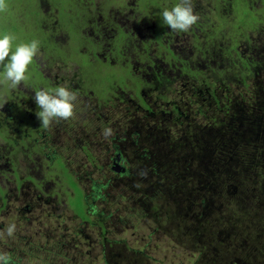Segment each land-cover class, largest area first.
<instances>
[{
    "label": "rangeland",
    "instance_id": "obj_1",
    "mask_svg": "<svg viewBox=\"0 0 264 264\" xmlns=\"http://www.w3.org/2000/svg\"><path fill=\"white\" fill-rule=\"evenodd\" d=\"M70 1L71 7L80 2ZM115 1L118 6L125 2ZM198 1L215 9L208 0ZM235 1L243 26L259 21L247 17L245 0ZM18 2L24 21L28 20L26 11L34 19L44 14L41 0L33 5H27L28 0ZM44 11L58 13L59 9L46 1ZM129 17L123 13L119 22L141 36L155 22L151 19L140 25L129 22ZM85 30L93 35L96 28ZM107 33L113 38V32ZM55 38L66 50L69 31ZM257 38L264 40V28ZM152 50L156 51V45ZM127 52L120 57L122 66L136 62L135 49ZM45 57L40 47L39 67L50 83L34 65L29 74L46 87L22 82L7 89L0 84V253H11L15 264H264V144L257 140L259 148L254 149L238 141L256 139L260 132L261 124L254 126L253 133L250 122L262 117L256 107L264 102V73L245 89L233 86L227 93L230 105L221 111L212 108L214 97L205 107L197 105L209 96L208 92L199 95V83L176 82V92L166 99L176 101L184 115L171 109L163 114L166 105L157 94L146 96L152 111L139 104L133 81L130 87L126 83L127 74L97 91L77 77L78 68L73 74L72 63L61 58L50 62ZM124 67L130 70V64ZM140 71L138 67L136 72ZM60 85L77 93L74 115L44 128L36 115L35 90ZM3 87L7 90L1 91ZM15 98L29 111L30 127L40 130L36 134V144L42 149L39 161L32 162L34 152L22 147L31 145L35 137L17 145L11 141L28 129L24 121L13 120L10 102ZM56 129L65 130L56 134ZM105 129L110 134L105 135ZM70 134L94 150L108 144L109 153L96 155L104 163L102 170L88 163L79 147L68 141ZM261 136L264 139L263 131ZM115 151L121 154L127 175L110 169ZM62 162L88 196V220L67 208V195L73 194L74 187L70 179L65 183L64 171L55 167ZM172 182L195 189L186 193L190 204L180 201L184 197L179 194L181 186L170 187ZM77 197V193L70 197L71 206ZM256 210L260 211L253 216ZM171 215L178 220L168 218ZM13 222L17 228L10 238L6 228Z\"/></svg>",
    "mask_w": 264,
    "mask_h": 264
},
{
    "label": "flooded vegetation",
    "instance_id": "obj_2",
    "mask_svg": "<svg viewBox=\"0 0 264 264\" xmlns=\"http://www.w3.org/2000/svg\"><path fill=\"white\" fill-rule=\"evenodd\" d=\"M36 0H28L27 5H33ZM49 0H41V6L44 5L45 2ZM212 4V0H208ZM178 0H133L130 2V0H125L124 4L121 6H118L116 4L115 0H80V2L75 5L74 7L76 9L87 11L89 14L92 15L93 20L97 22L94 27L96 28L95 33L93 36L96 38L95 41L97 43L101 42L100 49L97 51V57L100 59L102 58L103 63L106 62L105 70L110 71L113 67V71L117 70V74L124 73V72H130L131 76L130 79L134 83V95L136 98L138 96H142L146 101V106L140 104L142 107L146 108L149 112L152 111V108L149 104V102L146 99V96L148 94H157L159 97V100L166 105V109L163 110V114H166V111L168 109H171L179 114H183L182 107L179 106L176 101H170L167 100V96L170 95V92L176 90L173 88V85L176 82L183 81V84L185 86H188L190 83L197 82L200 84V90L199 95L201 93L208 92L209 96L204 98L203 100H200L197 102L198 104H201L205 107L207 100L210 97H214V105L212 108L215 110H219L221 108H224L227 106L229 107L230 103L228 100L227 93L231 90V88H225L218 84L219 91H216V87L214 90H209L205 84H201L197 80V72L201 68H205V63H209L212 67H222L226 71V64L229 60L228 56L224 55L225 51L231 48V45H238L240 48L243 49V52H246L247 49H251V52L256 54L255 58L257 59V56L260 60L262 55H264V40L261 38H257V35L261 32V30L264 28V0H245L243 3L246 5L247 8V17L254 22V18H259L257 23L248 24L245 23L244 26L241 23V18L239 17V14L235 10V0H223L221 3L224 5L225 10L224 12L227 13L228 11H231L230 14H234V22L231 25V30L229 27L224 26V22L220 20V17L222 14L219 12V10L211 8L206 2H195V0H192L194 4V9L196 13L199 15L198 22L192 26L190 31L186 33H177L174 31H171L169 26L163 25L160 17V12L165 7H171L175 3H177ZM49 3H51L49 1ZM100 3V6H97L96 4ZM259 3V5L257 4ZM22 6L21 4L19 7ZM45 12V11H44ZM119 12V13H118ZM129 15V22L135 21L137 24L142 25V22H150L151 19H154L155 22L152 24L150 23L149 26L145 28V32H148L144 36H141L139 33L137 34V31L135 30H126L125 26H123L119 22V18L122 14ZM132 15L136 17V19H133ZM229 13V12H228ZM11 14V13H10ZM26 14L29 15V12L26 11ZM55 13L53 11H49L45 14L47 17V20H52ZM30 16V15H29ZM34 19L33 17H31ZM22 19V18H21ZM3 23V20H1ZM19 22V21H18ZM16 22L15 26L20 28V33L22 32L25 37L27 38V34L31 32V29L29 28V24L27 26L21 24V22ZM28 22V21H27ZM32 21H29L28 23H31ZM262 26H258V25ZM97 28L100 29L103 32V37H99V35L96 33ZM116 28L118 31H116ZM204 30V31H203ZM48 31L50 34V39L56 37L52 30V26H48ZM69 30H67L68 32ZM113 32V38L108 35L107 32ZM120 31H123L125 35H123ZM144 32V31H143ZM66 33V32H63ZM71 33V31H69ZM89 33V32H88ZM188 34V36H186ZM58 35V34H57ZM89 35H92L89 33ZM227 35V36H226ZM119 38H122L125 41V44L123 46L122 51L117 52L116 48V40ZM69 39V38H67ZM39 41L43 44L47 43V41H44L43 39H39ZM231 41V45H229V42ZM51 42V41H50ZM66 45H68V41H64ZM127 42L136 43V45H140L142 48L143 45L148 44L151 42L150 45V56L147 58H144L145 62L142 61L141 58H139L137 54V50L135 57L136 62L130 61L127 64H130V70L126 69H119L120 67H123L121 65V59L120 57L123 55H129L127 52L129 47L127 46ZM251 42V43H249ZM207 43H211L213 46H215L216 50L219 52L217 54V57H213V54H204L200 55L199 52L202 50V48L199 49L195 44L200 45V47H205ZM156 45V51L153 52L152 48ZM93 46V43L89 40L83 39L82 40V46L81 49L85 48H91ZM163 46V49L158 52L160 47ZM40 47L45 48L44 45H40ZM168 47L171 48V53L168 51ZM246 49H244V48ZM108 50L103 55L100 54V52ZM162 51H165L164 53ZM253 57V55L251 56ZM259 59L258 62L260 61ZM38 60V58H37ZM65 62V61H64ZM69 63V62H67ZM125 64V65H127ZM124 65V66H125ZM35 69L38 71V73L41 75V78L44 79L47 83H50L45 76H43L42 70L39 67V63L36 62L34 65ZM140 67L141 71L136 72V69ZM29 70H33V68L30 66ZM264 73V70L261 69L260 73L256 75L254 79L259 77L261 74ZM141 75L143 78L142 84H140L137 80V75ZM30 75V74H29ZM253 79V80H254ZM127 80L126 83L130 87L132 85V81ZM252 81V80H251ZM30 85H35L36 87H40L43 84L42 80L35 76L30 75V79L28 81ZM51 85V84H50ZM45 86V85H44ZM204 86V89L202 88ZM237 86V85H234ZM46 87V86H45ZM141 87V88H140ZM8 89V86H7ZM105 88L104 90H106ZM2 91V90H1ZM218 92V93H217ZM31 101V100H30ZM158 103V102H156ZM264 106V102L260 105V107H256L261 112V118L258 119V121L255 123L250 122L252 132L254 133L256 131L255 125L261 124V128H258L260 131L257 135L261 134V131L264 133V124L263 122V115L264 110H262V107ZM11 111L13 113V120L14 121H24V125L28 126V129L24 131L19 138L11 140L15 145L23 143L25 141H31L33 137L34 142L31 145L22 146L23 148H29L34 152V160L32 162H36L40 160V157L42 155V149L36 144L38 141L37 133L40 134V130L33 126H31V121L28 120V114L29 111H27L23 106L22 102L19 100V98H15L10 102ZM221 111V110H219ZM23 117V119L21 118ZM262 120V121H261ZM260 122V123H259ZM33 128L36 129L32 130ZM65 129H56L53 130L56 134H58V131L62 132ZM164 131H162V134ZM45 134V133H44ZM79 139V138H78ZM71 134L69 135L68 141L71 143H74L77 147H79V153L82 154L86 161L96 167L97 169H101L104 166V163L102 162L101 158H98L97 154H107L110 152L108 150V144H102L99 147L95 148L91 147L90 143H84L80 144L79 140ZM250 140L254 143L255 148H259V145L257 143V138H250ZM263 142V141H262ZM249 143V142H247ZM264 144V142H263ZM21 147H18L16 149H19ZM110 149V147H109ZM116 149H118L116 147ZM45 151V148H44ZM54 153L51 154V158H54ZM61 160L62 159H57ZM107 159L106 161H108ZM110 169L115 171L118 170L117 174L121 175L122 173L127 175V168L126 165L122 162V156L118 151H115L110 158ZM53 164L52 162H50ZM123 165V166H121ZM57 168H61L64 171L65 180L69 183V177L68 175L73 177V174L69 172V169L67 167L66 163L62 162V165H55ZM52 169V166H50ZM57 171L56 168H54V172ZM116 172V171H115ZM15 177L20 180L18 173H15ZM56 179H58V176H55L52 180L55 182ZM33 180V179H32ZM98 194V190H97ZM71 195V194H68ZM73 196V195H72ZM83 202H87L88 196L83 193ZM68 209L69 206L67 207ZM88 211V208H87ZM76 216V215H75ZM81 218V217H80ZM83 220H88V218H82Z\"/></svg>",
    "mask_w": 264,
    "mask_h": 264
},
{
    "label": "trees",
    "instance_id": "obj_3",
    "mask_svg": "<svg viewBox=\"0 0 264 264\" xmlns=\"http://www.w3.org/2000/svg\"><path fill=\"white\" fill-rule=\"evenodd\" d=\"M18 1L19 0H6L7 9L5 11H0V32H9L13 34L16 37L14 43L28 42L31 41L32 39H38V40L43 39L44 41H47V43L45 44L40 42L41 46L42 45L45 46V48L43 49L46 56L45 58L50 62L58 58H61L65 62L72 63L71 66L74 68L73 74L75 75V70L76 68H78L76 73L77 77L81 78L83 84L85 85L93 84L92 86H94V88L97 91H101V90L103 91L105 88L112 86L113 82L116 81V79L125 77L126 74L128 79H130L129 77L131 76L130 72L117 74V70L113 71V67L111 68L110 71L105 70L107 63L106 62L103 63L102 58L99 59L97 57L98 56L97 51L100 49L102 43L101 42L97 43L95 41L96 38L93 35H89L88 31L85 30L97 24V22L93 20L92 15L89 14L87 11H82L76 9L75 7L69 6L71 2L70 0H55V1L49 0L55 9L56 8L59 9V12L55 13L52 20H47V17L45 16L46 13L44 12L42 6V11L44 14L36 19H32L33 21L29 23V28L31 29V32L26 33L27 34V38H26L22 32L20 33L21 29L15 26V23L18 21L19 22L22 21L21 24L27 26V23L31 21L30 20L31 16L25 15L28 19L27 20L28 22L21 19L20 13L22 11V6L19 7L20 4ZM221 1L223 0H212V5L216 6V8L222 14L220 20L224 22V26L229 27L231 30V25L234 22L235 13L233 14H230L228 12L225 13L224 12L225 7L221 3ZM1 20H3L6 23H3ZM48 26H52V30L55 35L61 32H67V30L71 31V33H69V39L67 45L68 47H66V50H63L59 45H57L58 42L56 41L55 37L50 39L49 36L51 33L48 31ZM258 26H262V25L260 24ZM120 32L123 35H125L123 31ZM96 33L99 35V37H103V32L100 29L97 28ZM83 39L89 40L90 43L92 42L93 46L91 48H87L86 50L81 49ZM116 41H117L116 42L117 52H120L123 49L125 41L122 38H119ZM126 44L129 48L138 51L137 54L139 58L142 59L143 62H145L144 58L150 56L151 42L143 45L142 48L140 47V45H136V43L134 44L132 42H127ZM195 45L199 47V49L202 48V50L199 52L200 55L213 54V57H217V54L219 53L216 50L215 46H213L211 43H207L205 47L202 46L200 47V45L198 44ZM162 49L163 46L160 47L158 52H160ZM60 51L61 53H59ZM168 51L171 53L170 47H168ZM224 55L228 56L229 58L226 64L227 67L226 71L222 67H212L209 63H205L206 67L199 69V71L196 73L198 77L197 80L201 84H205L209 90H214L218 84H220L225 88H231L232 86L237 85V87L241 89H245L249 85V82L253 80L258 73H260L261 69L264 70V55H262L261 57L262 60L258 62V60L255 58L256 54L251 52V49H247L246 52H243V49L240 48L238 45L232 44L231 48L225 51ZM252 55L253 57H251ZM36 62H38L37 57L34 59L33 64L30 66L33 68V65H35ZM119 69L126 70L127 68L123 66L120 67ZM137 80L140 84H142L143 78L140 74L137 75ZM3 89L7 90L6 87H3L1 90ZM137 98L140 104L146 106V101L142 96H138ZM261 107L262 110H264V106ZM226 108L227 106L219 110H225ZM32 130L36 131L35 128H33ZM257 139L259 141L263 140L264 142V139L262 138L261 134L257 135ZM238 141L240 143L246 144L247 146H252L254 149H256L254 147V143L250 139L248 141L245 140H238ZM249 156L250 159L254 160V156L252 154H249ZM251 172L254 171L251 170ZM215 174L219 175L220 173H215ZM68 177L74 187L72 188L73 194L67 195L69 208L72 209V211L77 217L88 218L89 216L87 213L88 203L85 202V200L83 202V198H84L83 191L78 185L77 181L72 176L68 175ZM177 186H181V191L179 194L184 196L182 199H180V201L186 202L187 205L190 204V199L186 193H189L190 191H195V189L194 188L187 189L186 187H182V185H177L176 183L173 182L170 187H177ZM76 193L78 195L77 200H75V203H73L71 206L70 197L72 195H75ZM183 193H185V195ZM156 198L160 199V195H156ZM262 201H264V198H262ZM180 205L182 206V203H180ZM260 205L262 207V204ZM182 207H184V205ZM259 211L260 210H256L253 216L258 214ZM175 217L176 216L171 215V217L168 218L174 219ZM260 217H258V221ZM175 219L178 220V217Z\"/></svg>",
    "mask_w": 264,
    "mask_h": 264
},
{
    "label": "clouds",
    "instance_id": "obj_4",
    "mask_svg": "<svg viewBox=\"0 0 264 264\" xmlns=\"http://www.w3.org/2000/svg\"><path fill=\"white\" fill-rule=\"evenodd\" d=\"M6 9V0H0V11ZM160 17L163 25L169 26L171 31L177 33L190 31L199 20L192 0H178L171 7L163 8ZM15 40L13 34L0 32V84L7 85L11 89L17 88L29 79V67L40 54L38 39L22 43H14ZM34 100L39 108L36 115L42 127L47 128L53 121L68 120L73 117L78 96L70 87L60 85L51 90L46 88L35 90ZM104 134H110V129H105ZM16 228V223H10L6 228L7 236L14 237ZM0 264H15L13 255L0 253Z\"/></svg>",
    "mask_w": 264,
    "mask_h": 264
},
{
    "label": "water",
    "instance_id": "obj_5",
    "mask_svg": "<svg viewBox=\"0 0 264 264\" xmlns=\"http://www.w3.org/2000/svg\"><path fill=\"white\" fill-rule=\"evenodd\" d=\"M118 171V170H117Z\"/></svg>",
    "mask_w": 264,
    "mask_h": 264
}]
</instances>
